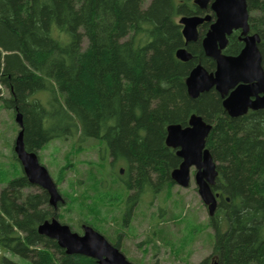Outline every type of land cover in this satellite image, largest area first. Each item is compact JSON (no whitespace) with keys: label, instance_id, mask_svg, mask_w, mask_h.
Wrapping results in <instances>:
<instances>
[{"label":"trees","instance_id":"16d2710c","mask_svg":"<svg viewBox=\"0 0 264 264\" xmlns=\"http://www.w3.org/2000/svg\"><path fill=\"white\" fill-rule=\"evenodd\" d=\"M193 1L0 0V103L22 113L28 150L77 137L78 151H94L97 159L71 179L77 197L63 195L65 203L83 200L89 211L104 201L102 192L120 197L123 225L146 191L174 188L171 172L182 159L166 145L167 126L200 114L213 124L206 146L219 171V199L208 218L211 251L195 264H264V109L232 117L214 88L189 96L186 78L196 63L216 67L201 45L208 22L187 45L193 58L176 55L186 46L180 16L210 12ZM248 10L264 62V0H249ZM243 46L236 30L224 52L238 54ZM32 187L19 168L0 190V247L29 264H98L38 232L47 219L70 220L50 205L46 190ZM82 223L121 247V233L113 242L94 220ZM81 224L70 226L82 233Z\"/></svg>","mask_w":264,"mask_h":264},{"label":"water","instance_id":"95a60500","mask_svg":"<svg viewBox=\"0 0 264 264\" xmlns=\"http://www.w3.org/2000/svg\"><path fill=\"white\" fill-rule=\"evenodd\" d=\"M249 0H194V4L205 10L210 6L213 13L183 15L179 18L186 46L180 47L176 55L189 61L193 54L187 45L199 39V27L210 22L209 29L201 39L204 54L212 58L216 67L209 71L202 63H196L186 78L188 94L198 98L202 93L216 89L223 98V106L232 117L246 114L249 110L264 109V62L260 50L261 36L251 33L249 24ZM213 15L215 16L212 21ZM240 30L244 46L238 54L225 53L229 36ZM20 131L15 139L14 151L23 172L31 184L47 191L49 203L55 209L65 199L48 168L42 164L38 153L26 148L24 122L21 112H16ZM213 127L197 113L189 117L187 125L170 123L167 126L166 145L176 151L182 159L171 172L172 180L182 187H189L194 179L198 193L207 206L209 216L218 207L219 193L215 191L219 171L211 151L206 146L207 137ZM192 168H194L192 172ZM123 172V169H121ZM38 232L57 241L68 254H81L98 261V264H135L92 225L82 224V233L69 224L53 217L38 226ZM213 264H218L217 261Z\"/></svg>","mask_w":264,"mask_h":264},{"label":"rangeland","instance_id":"374dc122","mask_svg":"<svg viewBox=\"0 0 264 264\" xmlns=\"http://www.w3.org/2000/svg\"><path fill=\"white\" fill-rule=\"evenodd\" d=\"M19 131L16 113L0 103V190L22 168L16 164L12 152ZM77 145V137L56 139L38 152L42 164L48 168L55 181L63 173V181L58 187L67 199L70 196L71 199L77 197L76 186L71 179L87 168L84 166L87 160L97 159L94 151H78ZM38 187L35 185L29 191H38ZM101 194L104 201L96 203L94 210L87 211L85 204L82 206L83 200L73 205L72 201L70 204L61 203L57 211L70 221H60L76 225L86 218L92 219L104 233L112 237V241L121 233V250L127 258L139 264H195L210 253L212 229L208 224V209L193 178L189 187L175 184L171 191L163 190L156 195L146 191L132 210L126 225H123L124 200L109 193ZM69 205L73 210L66 213L65 207ZM162 209L164 213L161 215ZM163 215L167 220L162 219ZM4 256L29 264L0 247V264H4Z\"/></svg>","mask_w":264,"mask_h":264},{"label":"flooded vegetation","instance_id":"af4514ba","mask_svg":"<svg viewBox=\"0 0 264 264\" xmlns=\"http://www.w3.org/2000/svg\"><path fill=\"white\" fill-rule=\"evenodd\" d=\"M212 1V0H211ZM199 8V7H198ZM200 9V8H199ZM210 9V6H208V8H206L205 10H209ZM203 10V9H202ZM207 13H213L212 12V10L210 9V12H205L204 14H207ZM204 14H201V15H204ZM207 23V22H206ZM209 23V26H210V22H208ZM203 25V24H202ZM201 25V26H202ZM201 26L199 27V35H200V28H201ZM208 29H209V27H208ZM236 31V30H235ZM206 33V32H205ZM205 35V34H204ZM230 37V36H229Z\"/></svg>","mask_w":264,"mask_h":264}]
</instances>
